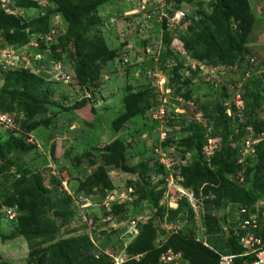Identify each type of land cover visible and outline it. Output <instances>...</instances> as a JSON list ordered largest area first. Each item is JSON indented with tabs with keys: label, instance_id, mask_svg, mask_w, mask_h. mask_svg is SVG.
I'll list each match as a JSON object with an SVG mask.
<instances>
[{
	"label": "rangeland",
	"instance_id": "obj_1",
	"mask_svg": "<svg viewBox=\"0 0 264 264\" xmlns=\"http://www.w3.org/2000/svg\"><path fill=\"white\" fill-rule=\"evenodd\" d=\"M10 4L0 7V113L15 120L0 128V264L234 254L240 209L264 197L252 195L264 140L251 143L264 130V0ZM238 92H252L249 111ZM208 138L212 156L199 146ZM174 185L194 201H174Z\"/></svg>",
	"mask_w": 264,
	"mask_h": 264
},
{
	"label": "built area",
	"instance_id": "obj_2",
	"mask_svg": "<svg viewBox=\"0 0 264 264\" xmlns=\"http://www.w3.org/2000/svg\"><path fill=\"white\" fill-rule=\"evenodd\" d=\"M11 1L12 0H0V7L3 9L6 5L11 7ZM183 17L184 15L182 12H175L171 21L175 24H180ZM235 102L237 109L243 110L244 104L240 92L236 93ZM14 125L15 120L12 115L0 113V128L9 129L14 127ZM167 134L166 131L162 132V138L167 137ZM259 136L260 139L251 140V143L256 144L255 142L258 143L261 140H264V130ZM249 143L250 142H247V145H249ZM217 147L218 144L216 139L208 138L202 146V152L207 156H212ZM173 187L174 191L172 192V196L174 201H179L181 199H185L189 202L194 201L193 195L186 193L185 189L181 188L180 185H174ZM261 202V207H255L254 210L251 209L248 211L245 208L240 209V215H245L244 217H238L236 223L237 229L241 231V234L237 235L241 251L234 254L215 252V254H217V264H264V197ZM3 215L8 220H13L16 217V211L12 207H7L5 208ZM110 221V216L103 219V222ZM129 223L133 229L137 227L136 220H131ZM160 248L161 247H158V249ZM114 262L115 264H124L126 261L122 258H115ZM181 262L182 256L180 252L167 249L160 252V256L153 264H182Z\"/></svg>",
	"mask_w": 264,
	"mask_h": 264
},
{
	"label": "trees",
	"instance_id": "obj_3",
	"mask_svg": "<svg viewBox=\"0 0 264 264\" xmlns=\"http://www.w3.org/2000/svg\"><path fill=\"white\" fill-rule=\"evenodd\" d=\"M216 14H218V12L216 13ZM216 14H214V16L212 17V21H213V23L214 24H216V25H219L218 24V20H216V19H218L217 18V15ZM261 82V81H260ZM260 85V84H259ZM262 90H264V88H262ZM248 92H249V90H248ZM257 94V93H256ZM258 94H260L259 93V91H258ZM252 95V92L251 93H246L245 95H244V102H245V107H246V112H247V110L249 111V109H250V105H249V103H248V98L250 97ZM257 96L258 95H253V98L254 99H256L257 98ZM260 104H261V101L259 102V103H256V105H255V109L256 108H258V107H260ZM203 142H204V140L202 141L201 140V142H199V146H202V144H203ZM264 183V182H263ZM260 190L256 193H252V195H254V197L255 198H257L258 196H259V194L261 193V192H263L264 191V184H261L260 185ZM236 239V242L238 241V238H235ZM241 251V247L240 246H238V245H236V248L235 249H233L232 250V252L233 253H239ZM158 253H160V251L159 252H157V253H153L151 256H152V258H153V260H157L158 259V256H159V254ZM158 255V256H157ZM157 257V258H156ZM156 262V261H155Z\"/></svg>",
	"mask_w": 264,
	"mask_h": 264
},
{
	"label": "clouds",
	"instance_id": "obj_4",
	"mask_svg": "<svg viewBox=\"0 0 264 264\" xmlns=\"http://www.w3.org/2000/svg\"><path fill=\"white\" fill-rule=\"evenodd\" d=\"M242 99H243V102H244V98H243V95H242ZM243 104H244V103H243ZM243 109H244V108H243ZM165 138H166V137H165ZM205 142H206V139L204 140V143H205ZM204 143H203V144H204ZM202 146H203V145H202Z\"/></svg>",
	"mask_w": 264,
	"mask_h": 264
}]
</instances>
